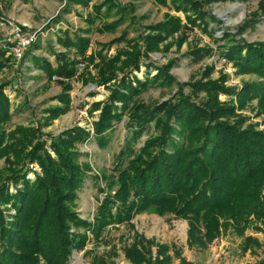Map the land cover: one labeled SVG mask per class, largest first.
<instances>
[{"label":"rangeland","instance_id":"1","mask_svg":"<svg viewBox=\"0 0 264 264\" xmlns=\"http://www.w3.org/2000/svg\"><path fill=\"white\" fill-rule=\"evenodd\" d=\"M190 1L194 6L182 11L170 0L166 4L155 0H0V87L10 104L0 143V212L6 222L15 214L12 198L25 189L23 178L35 191L37 183L58 172L59 159L52 149L59 146L56 139L61 137L69 139L65 147L85 173L75 197L66 196L70 209L94 228L105 198L114 199L118 190L123 192L135 167L157 151L151 142L161 128L157 126L160 114L154 110L158 105L187 98L199 109L218 107L210 116L219 123L264 132V96H239L244 85L262 83L264 89V80L226 57L220 48L229 33L246 43L264 42V0ZM173 19L178 28L167 36L163 31L165 38L155 50L147 36ZM15 27L21 29V36L33 38L21 60L6 40ZM78 36L88 41L84 62L77 64L71 78L50 79L41 69V60L57 69L56 56L79 57L73 46L61 42L75 41ZM126 51H139L138 65L126 63ZM102 58L107 61L104 74L98 66ZM165 69L171 79L159 74ZM123 78L140 89L134 106H120L115 99L116 90L125 84ZM111 106L117 107L119 119L96 133V123ZM144 108L152 110L151 120L136 128L142 132L134 139L130 118ZM204 122H198V127ZM65 132L70 136H63ZM79 132L84 133L81 140L73 142ZM189 144L195 149L199 141ZM32 151L40 153L38 159H29ZM205 163L209 166L208 159ZM256 178L259 197L264 198V176L258 173ZM243 191L249 190L244 187ZM125 198L126 204L136 201L132 193ZM117 207L114 203L111 210ZM249 219L251 224L238 231L232 219L226 220L227 228L204 246L189 244L186 218L172 212L159 214L152 208L134 213L127 222L104 226L97 238L82 226L69 225L71 246L63 264H134L128 255L142 250L145 240L152 241L146 255L151 263L160 259L158 245H163L169 248V264H180L181 259L189 264H256L264 259V226L253 213ZM141 237L145 240L140 243ZM248 237L252 239L246 241ZM174 250L179 256H174ZM37 258L39 264H46L42 255Z\"/></svg>","mask_w":264,"mask_h":264},{"label":"trees","instance_id":"2","mask_svg":"<svg viewBox=\"0 0 264 264\" xmlns=\"http://www.w3.org/2000/svg\"><path fill=\"white\" fill-rule=\"evenodd\" d=\"M155 1L166 4V0ZM170 1L177 10L187 11V5L194 6L190 0ZM183 3H186L185 7ZM177 22L176 19L167 20L154 29L156 33L147 36L148 42H151L155 50L165 38L164 32H168L167 36L173 32L172 29L178 28ZM225 40L220 46L221 53L244 70L255 71L264 80V42L246 43L230 33L225 35ZM61 42L66 47L73 46L79 57L66 59L63 55L56 56L59 64L57 69H53L50 63L42 59L41 69L49 73L50 79L53 76L71 78L76 73L77 64L84 62L83 54L88 44L86 39L78 36L75 41L62 39ZM130 52L126 53L128 54L126 63L138 65L139 51ZM103 59L98 64L101 67L99 73L102 74L106 71L104 62H107ZM32 60L39 61L37 57H33ZM162 73L171 79L166 69L159 74ZM134 80L138 86L141 85L140 80L137 78ZM123 83L125 84L120 86L121 89L116 90L115 99L119 100L120 106L126 107L130 103L134 106L140 89L128 79L123 78ZM261 85L262 83L256 87L244 85L239 96L260 98L264 96ZM2 88L0 87V143L3 135L1 127L9 117L10 105ZM116 109V106L105 108L103 116L96 123V133L106 130L113 120L119 119L120 112H116ZM154 110L160 114L157 126L161 124L159 135L151 142L153 146H158L157 151L135 167L132 181L123 188V192L118 190L114 199L109 196L105 198L98 208L94 228L88 222L79 219L70 209L71 204L66 196L75 197L74 191L81 184L85 173L75 162V154L65 147L69 139L62 137L61 139L65 141L56 139L59 146L53 147L52 150L59 159V167L55 169L58 172H52L40 183L36 182L35 191L28 185L29 181L23 178L25 189H19L18 194L12 198L14 201L12 206L15 208L12 219L6 222L0 212V264H39L37 254L45 258L46 264H63L71 246L68 247L71 241L69 225L82 226L97 238L104 226L127 222L134 213L150 208L159 214L172 212L186 218L189 222L190 245H206L217 237L221 230L227 228L228 219H232L237 231L243 230L251 224L249 215L253 213L255 220H260L264 226V198L259 197L260 186L255 182L258 173L264 176V132L253 128L238 129L230 124L219 123L210 116L211 111H217L218 107L210 111L199 109L187 98L180 97L177 100L173 98L165 104L158 105ZM151 112L152 110L144 108L130 118L129 128H134V139L142 132V129L136 128H142L143 124L151 120ZM201 120H206V124L204 122L198 127ZM70 134L65 132L63 136ZM83 134L77 133L73 137V142L81 140ZM191 140L199 141L195 149L189 148ZM39 154L32 151L29 159H38ZM207 159L209 166L205 163ZM248 183L249 187L246 185ZM244 187L249 191H243ZM31 189L35 194H32ZM1 192L2 189L0 198ZM128 193H132L135 202L126 204L125 196ZM7 196L5 190L6 200ZM114 203L118 206L115 211L111 210ZM250 239L252 238L248 237L246 241ZM144 240L141 237L140 243ZM151 243L152 241L145 240L142 250L131 249L134 251L129 253L128 258L134 264H141L143 261L146 264H169L171 261V256L167 254L169 248L163 245H158L157 255L160 259L157 257L154 263H151L146 256ZM83 244L84 241L81 242V246ZM174 256H179L177 250H174ZM180 264L189 263L181 259ZM256 264H264V259Z\"/></svg>","mask_w":264,"mask_h":264},{"label":"built area","instance_id":"3","mask_svg":"<svg viewBox=\"0 0 264 264\" xmlns=\"http://www.w3.org/2000/svg\"><path fill=\"white\" fill-rule=\"evenodd\" d=\"M21 29L19 27H15L12 33H7L6 40L10 43L11 49L14 53L16 59L21 60L25 52L29 49L32 44V37H24L21 36ZM83 66V64H80ZM52 80H58V77L53 76Z\"/></svg>","mask_w":264,"mask_h":264}]
</instances>
